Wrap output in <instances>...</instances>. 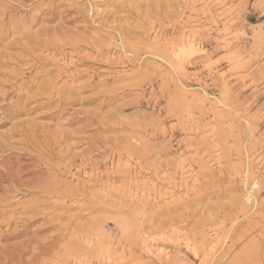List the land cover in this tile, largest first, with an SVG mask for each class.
<instances>
[{
    "label": "rangeland",
    "instance_id": "374dc122",
    "mask_svg": "<svg viewBox=\"0 0 264 264\" xmlns=\"http://www.w3.org/2000/svg\"><path fill=\"white\" fill-rule=\"evenodd\" d=\"M0 264H264V0H0Z\"/></svg>",
    "mask_w": 264,
    "mask_h": 264
},
{
    "label": "bare ground",
    "instance_id": "6f19581e",
    "mask_svg": "<svg viewBox=\"0 0 264 264\" xmlns=\"http://www.w3.org/2000/svg\"><path fill=\"white\" fill-rule=\"evenodd\" d=\"M191 46V45H190Z\"/></svg>",
    "mask_w": 264,
    "mask_h": 264
}]
</instances>
